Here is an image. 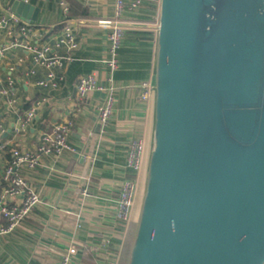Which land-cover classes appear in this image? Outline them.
Masks as SVG:
<instances>
[{
    "label": "water",
    "instance_id": "95a60500",
    "mask_svg": "<svg viewBox=\"0 0 264 264\" xmlns=\"http://www.w3.org/2000/svg\"><path fill=\"white\" fill-rule=\"evenodd\" d=\"M157 42L127 264H264V0H161Z\"/></svg>",
    "mask_w": 264,
    "mask_h": 264
},
{
    "label": "crops",
    "instance_id": "0c3cea01",
    "mask_svg": "<svg viewBox=\"0 0 264 264\" xmlns=\"http://www.w3.org/2000/svg\"><path fill=\"white\" fill-rule=\"evenodd\" d=\"M12 1L1 0V3L10 5ZM75 1L85 7V16L69 17V0H28L39 7L33 23L37 32L45 34L44 39L51 41L65 21H70L74 28L78 43L72 52L74 60L55 70L63 75L55 89L36 84L46 75L44 67L33 64L29 58L22 63L17 61V57L26 55L25 51L14 50L0 59V87L10 76L11 91L18 100L15 106H9L0 95L3 129L0 130V192L1 175L12 150L34 151L41 133L50 131L55 123L72 121L68 142L76 147L74 153L43 155L35 168L25 165L16 168L38 193L40 202L13 230L0 233V264H59L62 254L70 247L76 248L70 264H101L111 252L118 259L128 224L115 219V203L120 181L128 174L127 147L134 138L142 139L145 148L143 166L136 174L138 185L143 188L146 180L153 145L154 92L142 100L140 84L147 82L154 87L161 0H146L135 12L124 14L121 22L124 33L114 71L103 62L108 58V28L99 23L113 17L114 0ZM36 39L35 34L31 36V40ZM57 53L65 52L59 49ZM10 64L14 65L13 70H9ZM28 69L35 72L27 75ZM86 73L93 74L104 86L111 77L116 87L113 111L104 128L96 117V106L104 94L93 91L78 98L75 92L77 78ZM42 98L27 130L16 133L14 127L19 114ZM22 199V195L11 197L9 204L18 205ZM139 212L138 204L129 222L137 225ZM0 224H5L1 216ZM106 240L109 248L105 246Z\"/></svg>",
    "mask_w": 264,
    "mask_h": 264
},
{
    "label": "built area",
    "instance_id": "2783aa9c",
    "mask_svg": "<svg viewBox=\"0 0 264 264\" xmlns=\"http://www.w3.org/2000/svg\"><path fill=\"white\" fill-rule=\"evenodd\" d=\"M28 2V0H24ZM146 0H114V15L109 20H100L102 26L108 28V58L103 62L110 71L118 67V53L122 43L123 28L121 26L124 14L133 13L138 10ZM36 35V41L31 40L32 35ZM42 32H37L34 23L21 18L10 10V5H3L0 0V59L4 58L7 53L20 50L25 51L26 55L17 57V61L22 63L25 58H29L33 64L40 65L46 69L44 78L39 79L36 84L42 88L55 89L63 75L55 70L63 68L70 64L74 57L72 52L77 48L76 35L70 21H65L61 30L51 38V41L44 39ZM63 49L64 54L57 53V50ZM9 70L14 69V65L8 66ZM34 69H28L27 75L33 74ZM106 86L99 84L95 76L91 73L82 74L75 83V92L78 98H83L89 92L98 91L104 94L100 104L96 106L97 121L104 128L111 117L114 103V93L116 90L113 81L107 79ZM6 84L0 87V95L6 98L9 106L17 104V97L11 91L13 79L6 77ZM154 87L147 82L140 84V97L142 100L148 99ZM44 100L35 102L32 106L25 109L18 116V123L14 127L16 133L27 130L33 120L36 110ZM73 123L70 120H63L55 123L50 131H43L39 138V143L34 151H25L14 148L11 152V158L4 166L1 180L3 187L0 192V216L5 220V224H0V233H7L13 230L32 209L39 204L40 197L38 193L29 185L27 180L16 171L20 165L28 168H35L39 165L43 155L58 156L63 151L76 152V147L68 142V136L72 130ZM0 130L3 131L0 125ZM143 140L134 138L129 141L125 168L128 171L123 176L118 186V195L116 198L115 219L127 224L130 220V209L134 200V191L136 181L134 176L142 167ZM2 148V145H0ZM86 193V190H82ZM22 195V202L18 205H10L11 197ZM106 248H109V241L105 242ZM114 251V250H113ZM76 253V248L70 247L61 256L59 264H70L71 257ZM109 256L104 257L101 264H117V254L112 252Z\"/></svg>",
    "mask_w": 264,
    "mask_h": 264
},
{
    "label": "trees",
    "instance_id": "16d2710c",
    "mask_svg": "<svg viewBox=\"0 0 264 264\" xmlns=\"http://www.w3.org/2000/svg\"><path fill=\"white\" fill-rule=\"evenodd\" d=\"M12 1V0H11ZM70 5L68 7L67 15L69 17H72L74 15H78L80 17L86 15V9L84 6L80 5L78 2L75 0H69ZM75 8H78L80 11L77 13L75 12ZM127 230H126V241L123 244V249L119 253L118 259H117V264H127L128 262V256H129V249L132 243V240L134 238L135 234V229H136V223H127Z\"/></svg>",
    "mask_w": 264,
    "mask_h": 264
},
{
    "label": "rangeland",
    "instance_id": "374dc122",
    "mask_svg": "<svg viewBox=\"0 0 264 264\" xmlns=\"http://www.w3.org/2000/svg\"><path fill=\"white\" fill-rule=\"evenodd\" d=\"M143 144H144V142H143ZM144 154H145V148L143 147L142 166H143V162H144ZM134 179L136 181V186H135V191H134V200H133V204H132L131 209H130V217L129 218H131L132 212L136 208V206L138 204H139V206H141V201H142V197H143L144 190H145V183H144L143 188H142V186L138 185V177L136 175L134 176Z\"/></svg>",
    "mask_w": 264,
    "mask_h": 264
}]
</instances>
